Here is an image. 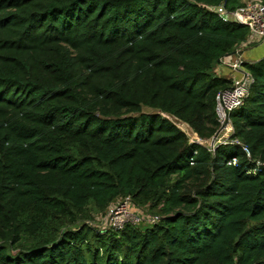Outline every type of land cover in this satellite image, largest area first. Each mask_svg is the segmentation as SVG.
Returning a JSON list of instances; mask_svg holds the SVG:
<instances>
[{
	"label": "trees",
	"instance_id": "trees-1",
	"mask_svg": "<svg viewBox=\"0 0 264 264\" xmlns=\"http://www.w3.org/2000/svg\"><path fill=\"white\" fill-rule=\"evenodd\" d=\"M241 1L0 0V264H264V58L214 151L164 117L220 130ZM126 197L159 222L72 228Z\"/></svg>",
	"mask_w": 264,
	"mask_h": 264
},
{
	"label": "built area",
	"instance_id": "built-area-1",
	"mask_svg": "<svg viewBox=\"0 0 264 264\" xmlns=\"http://www.w3.org/2000/svg\"><path fill=\"white\" fill-rule=\"evenodd\" d=\"M214 10L225 21L236 22L249 28V36L238 46L239 49L241 47L248 48L256 46L264 42V0H242L241 5L235 11H229L224 6H220ZM241 67L242 63L240 59L232 65L234 70H239ZM242 73L240 77L233 80L234 83L231 88L221 91L216 98L215 110L220 127L225 124L227 119H230V124L222 131L223 133H227L231 128L233 132L231 114L245 105L251 87L254 84V78L248 71H243ZM228 139L229 137L226 140L218 137L217 140L219 141L217 145L227 143ZM216 141L214 145L209 146L212 151L217 146ZM195 142L204 145L203 141L198 137L192 141V143ZM233 164H236V160H234ZM106 215L110 224L109 230L114 232L123 231L128 225L140 227L146 224L153 226L160 220L159 216L142 212L132 201L131 197L121 198L115 201L108 208Z\"/></svg>",
	"mask_w": 264,
	"mask_h": 264
},
{
	"label": "rangeland",
	"instance_id": "rangeland-1",
	"mask_svg": "<svg viewBox=\"0 0 264 264\" xmlns=\"http://www.w3.org/2000/svg\"><path fill=\"white\" fill-rule=\"evenodd\" d=\"M144 111L145 112H149L150 110L144 109ZM164 117H166V118L170 119L171 121H173L182 131H184L188 135V137H189L191 142L198 137L193 132V130L189 126H187L186 124H184V123L178 121L177 119H175V118H173L171 116H168L166 114H164ZM220 135L222 137L225 134H223V132H222ZM221 137H220V139H221ZM218 141L219 140L216 141V145H217ZM212 142H213V139L210 140V141H207V142L205 141V142H203V144L206 145V146H211ZM139 208L144 213H148L150 215L156 216V214L151 212L150 209L147 206L146 207H139ZM84 223L94 227L98 231L106 232V231H108L110 229V224H109V221H108L106 213L98 212L97 210H95L94 206L90 205L85 210V213L81 214L80 219L78 221V224L76 226L72 227V226H70L69 223L67 224L66 221H63V225L61 226L60 231L62 229H64V228H71V227L73 229H75L76 227L81 226ZM142 226H149V225L143 224ZM141 228H144V227H141ZM35 241L36 240H33V239L30 240L28 238H25L24 241H23V244H24V246H30Z\"/></svg>",
	"mask_w": 264,
	"mask_h": 264
},
{
	"label": "crops",
	"instance_id": "crops-1",
	"mask_svg": "<svg viewBox=\"0 0 264 264\" xmlns=\"http://www.w3.org/2000/svg\"><path fill=\"white\" fill-rule=\"evenodd\" d=\"M263 58H264V42H261L256 46H252L248 48L241 47V49L238 48V50L236 49V51H234L233 53L222 58L215 66L214 73L216 76L225 77L234 80L240 77L243 74L242 73L243 71H248L244 67L246 63L255 64L261 61ZM239 59L241 60L242 67L241 69L239 68V70H234L232 68V65ZM231 130L232 128L228 130L227 133H223L225 135H223L222 137L220 135L221 139L226 140L231 135L232 133Z\"/></svg>",
	"mask_w": 264,
	"mask_h": 264
},
{
	"label": "water",
	"instance_id": "water-1",
	"mask_svg": "<svg viewBox=\"0 0 264 264\" xmlns=\"http://www.w3.org/2000/svg\"><path fill=\"white\" fill-rule=\"evenodd\" d=\"M230 124V119H227V121L225 122V124L220 128V130L218 131V133L214 136L213 138V143L212 145L215 144V141L218 139L220 133Z\"/></svg>",
	"mask_w": 264,
	"mask_h": 264
}]
</instances>
